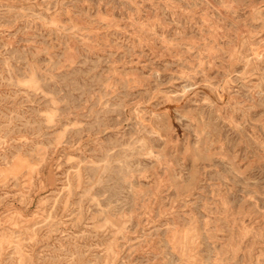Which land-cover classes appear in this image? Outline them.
Returning a JSON list of instances; mask_svg holds the SVG:
<instances>
[{
	"label": "rangeland",
	"instance_id": "obj_1",
	"mask_svg": "<svg viewBox=\"0 0 264 264\" xmlns=\"http://www.w3.org/2000/svg\"><path fill=\"white\" fill-rule=\"evenodd\" d=\"M0 264H264V0H0Z\"/></svg>",
	"mask_w": 264,
	"mask_h": 264
}]
</instances>
